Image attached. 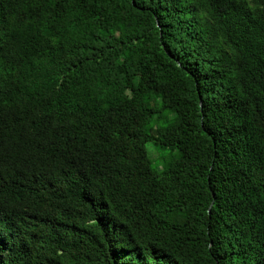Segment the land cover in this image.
<instances>
[{
  "label": "trees",
  "instance_id": "obj_1",
  "mask_svg": "<svg viewBox=\"0 0 264 264\" xmlns=\"http://www.w3.org/2000/svg\"><path fill=\"white\" fill-rule=\"evenodd\" d=\"M0 264H264V0H0Z\"/></svg>",
  "mask_w": 264,
  "mask_h": 264
},
{
  "label": "rangeland",
  "instance_id": "obj_2",
  "mask_svg": "<svg viewBox=\"0 0 264 264\" xmlns=\"http://www.w3.org/2000/svg\"><path fill=\"white\" fill-rule=\"evenodd\" d=\"M147 150L149 152V157L154 164L161 162L163 153L161 151L158 152L156 147L152 143L147 145Z\"/></svg>",
  "mask_w": 264,
  "mask_h": 264
}]
</instances>
